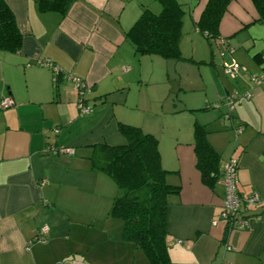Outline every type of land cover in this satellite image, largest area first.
I'll list each match as a JSON object with an SVG mask.
<instances>
[{"label":"crops","instance_id":"0c3cea01","mask_svg":"<svg viewBox=\"0 0 264 264\" xmlns=\"http://www.w3.org/2000/svg\"><path fill=\"white\" fill-rule=\"evenodd\" d=\"M4 1L22 44L16 52L0 50V98L12 100L0 110V264H149L122 240L123 224L109 214L117 194L113 179L91 165L97 146L125 145L119 123L158 139L161 166L172 172L167 181L179 186L167 205L172 264H264V82L251 81L264 73V22L251 0H229L218 35L210 38L196 25L208 0H176L185 11L183 59L166 63L176 61L177 74L187 61L204 65L207 92L198 105L196 98L180 109L162 105V114L154 108L163 97L149 103L143 93L158 71L155 65L143 69L147 54L137 58L125 37L144 9L160 11L159 0H73L65 15L41 11L36 0ZM38 61L51 62L61 74L53 79ZM232 62L241 66L234 78L224 71ZM69 75L89 85V114L77 110ZM191 79L180 77L179 89L192 91ZM228 99L234 100L230 113ZM194 111L203 115L201 122ZM169 114L172 126L166 128ZM196 125L219 156L206 180L196 167ZM231 157L238 159L237 192L246 219L234 228L220 220L221 169ZM253 195L259 204H250ZM44 225L47 234L38 240Z\"/></svg>","mask_w":264,"mask_h":264},{"label":"trees","instance_id":"16d2710c","mask_svg":"<svg viewBox=\"0 0 264 264\" xmlns=\"http://www.w3.org/2000/svg\"><path fill=\"white\" fill-rule=\"evenodd\" d=\"M41 11L65 15L73 0H36ZM158 13L144 9L125 37L137 55H157L164 59H183L179 41L183 34L184 9L176 0H159ZM229 0H208L196 25L205 38L218 35L219 21ZM264 22V0H251ZM22 35L15 17L0 0V50L16 52ZM126 143L121 146L99 145L91 156V165L110 176L117 188L109 214L123 224L122 240L140 249L149 264H172L169 257L171 238L167 232L168 197L179 192L170 184L169 170L160 161L158 139L135 125L119 123ZM196 167L206 180L215 169L218 154L210 147L206 132L196 125L193 133Z\"/></svg>","mask_w":264,"mask_h":264},{"label":"built area","instance_id":"2783aa9c","mask_svg":"<svg viewBox=\"0 0 264 264\" xmlns=\"http://www.w3.org/2000/svg\"><path fill=\"white\" fill-rule=\"evenodd\" d=\"M38 64L44 65L48 68H50L53 72V79H56L58 75L61 74V71L59 68L48 61H38ZM241 70V66L236 63H226L224 64V71L227 76L230 78H234L237 72ZM65 76V75H64ZM68 79H71V81L74 84L76 93H77V100H76V108L81 114H89L92 111V106L88 105L86 103L87 97L90 93V87L89 85L82 79L77 78L75 76L69 75L66 76ZM251 81L255 84L264 82V73L258 76H252ZM235 97H244L249 98L251 94L249 92L240 94L236 92ZM12 104V100L9 96H3L0 98V110L5 109L9 107ZM234 100L228 99L226 101L227 106V112L230 113V111L233 110L234 106ZM47 149H50V147H47ZM72 153L73 150L69 148H61L59 151ZM238 168V159L231 157L224 161L221 169V180L224 185V199L222 202V208L220 212V220L226 223V225L229 228L234 227H243L246 223V219H244L243 215L240 212V202L241 198L237 192V183H236V172ZM250 204L257 205L260 203V200L258 196L253 195L251 198H249ZM260 217L264 218V209H262V212L259 215ZM47 226L44 225L36 237L38 240L44 239L45 235L47 234ZM75 264H84L82 262H76Z\"/></svg>","mask_w":264,"mask_h":264},{"label":"rangeland","instance_id":"374dc122","mask_svg":"<svg viewBox=\"0 0 264 264\" xmlns=\"http://www.w3.org/2000/svg\"><path fill=\"white\" fill-rule=\"evenodd\" d=\"M158 11V10H156ZM201 41V43L206 44V40L205 39H199ZM203 40V41H202ZM199 41V42H200ZM191 44H188V46L183 48V53L184 55L187 54V50L189 49V46ZM142 55H137V58L141 57ZM145 56V55H143ZM145 58H148L147 62H144L142 67L144 70L151 68L153 65H155L154 67L156 68V70L158 71V75H156V77H154L151 82L147 83V87L143 90V93H145L147 95V97H150L149 99V103L151 102L152 96L157 99L162 96L163 100L157 102L156 107L154 108V113L156 114H162L160 113L162 109H160V106L162 107V105H164L165 108H173V109H177L176 107L174 108L173 105H177V107L180 109L183 107V103H185V100H190V98H196L195 102L196 104L194 105H198V103H201V100L204 97V93L207 92V86H206V82H207V69L206 67H204V65H200L198 63H193V62H189L187 61V68L186 71L182 72L181 74H177V72H175V67L174 65H171L172 62H176V61H170V63L167 61V59H163L159 56L156 55H146ZM151 60H157V61H151ZM182 62V61H181ZM148 72V71H147ZM191 77V82L193 83L192 86V91L190 90H183L184 88H180V85H178L180 82V77L185 78V77ZM203 80L204 82L199 84V80ZM145 91V92H144ZM197 111H194V117L195 119H197L198 121L201 122V120L204 118L203 115H200V113H196ZM151 116V118L156 117L159 118V116H152L153 114H149ZM171 114L166 115V118H164V125L166 126V128H170V126H172L171 123ZM193 118V116H192ZM194 119V118H193ZM169 124V125H168ZM181 126V124H180ZM165 128V129H166ZM164 144V142H163Z\"/></svg>","mask_w":264,"mask_h":264}]
</instances>
